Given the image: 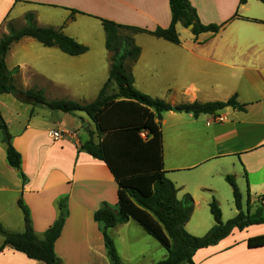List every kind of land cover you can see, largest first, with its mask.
<instances>
[{"label": "crops", "instance_id": "1", "mask_svg": "<svg viewBox=\"0 0 264 264\" xmlns=\"http://www.w3.org/2000/svg\"><path fill=\"white\" fill-rule=\"evenodd\" d=\"M188 1L202 24L220 25L218 32L194 35L177 24L178 44L135 33L140 52L135 61L126 60L125 67L138 91L173 105L225 101L232 96L244 105V110L225 106L198 116L166 110L155 118L160 123L165 176L177 188L178 199L185 194L193 199L185 229L203 236L215 224L206 214L212 199L224 221L237 214L227 175L239 188L242 210L245 205L244 212H264L259 201L264 198V5L259 0ZM26 14L33 15L37 26L60 29L87 50L69 55L23 36L12 42L5 56L6 67L17 69L15 85L41 90L47 100L77 102L94 100L108 77L109 53L99 18L147 30L166 28L171 20L169 0H0V30L3 27L2 32L8 33V24L25 25ZM0 113L26 178L22 184L19 171L8 164L0 130V224L23 232L17 204L21 197L40 239L57 218L58 202L64 198L67 214L53 244L56 256L63 264H111L94 212L102 202L117 207L118 184L104 161L78 150L89 138L88 131L95 132L93 122L84 112L49 109L12 93H0ZM51 130L62 134L53 138ZM227 201L232 210L226 218ZM140 231L153 237L165 253L155 261L142 248L132 260L127 254L119 256L123 262L130 261L122 264H155L168 256L161 242L133 218L109 230L117 253V243L128 248ZM237 234L241 238H235ZM259 234H264V223L235 228L215 244L197 249L193 261L264 264V246L246 243ZM3 239L0 234V249ZM0 264L45 263L6 245L0 250Z\"/></svg>", "mask_w": 264, "mask_h": 264}, {"label": "trees", "instance_id": "2", "mask_svg": "<svg viewBox=\"0 0 264 264\" xmlns=\"http://www.w3.org/2000/svg\"><path fill=\"white\" fill-rule=\"evenodd\" d=\"M238 1L242 4L246 0ZM259 1L264 5V0ZM169 8V26L156 27L153 30L99 18L105 34V48L109 53L110 64L107 80L96 98L90 102L65 98L47 100L41 90L18 89L13 78L17 69L10 71L5 64L6 52L10 45L23 36L33 37L44 46H57L69 55L84 53L87 50L85 45L59 29L37 26L32 14L25 15L26 24L19 29L16 30L8 24V33L0 35V93H12L20 99L53 110L67 113L84 112L95 126V132L88 131L89 138L79 144L78 150L104 161L118 184L117 207L113 208L102 202L94 212V219L101 226L111 264H122V261L109 230L125 223L129 218L138 221L167 249L168 256L155 264H195L193 255L197 249L215 244L235 228L243 230L250 224L264 223V212L261 210L254 213L242 210L239 188L234 177L227 175L225 179L232 188L237 214L222 220L221 209L212 199L209 210L215 224L211 229L203 236L192 235L185 229V223L193 209V199L188 194L178 199L177 188L165 176L160 123L155 121V118L160 119L161 113L166 110L191 112L198 116L202 113H215L225 106L244 110V105L238 103L235 96L225 101H194L173 105L142 93L134 87L133 76L125 67V61H135L140 52L134 43L133 34L146 32L178 44L180 40L177 24L183 27L192 25L191 32L194 35L202 32L216 33L220 28V25L216 24H202L188 0H169ZM0 130L6 146L7 162L19 171L24 184L26 178L21 171L20 154L11 143V135L1 113ZM17 204L22 210L24 230L21 233L12 232L0 224V234L4 238L1 249L8 245L28 258L45 264H63L56 256L53 244L60 234L67 214L64 198L58 202L57 218L40 239L34 233L28 207L21 197ZM246 243L249 247L264 246V234L251 236Z\"/></svg>", "mask_w": 264, "mask_h": 264}, {"label": "rangeland", "instance_id": "3", "mask_svg": "<svg viewBox=\"0 0 264 264\" xmlns=\"http://www.w3.org/2000/svg\"><path fill=\"white\" fill-rule=\"evenodd\" d=\"M22 26L23 25L20 24V23H15V25H14V27H15L16 30L19 29ZM3 29L4 28L2 27L1 30H0V32H2ZM60 31H62V30H60ZM123 33H125V32H123ZM1 34H3V32ZM18 89H20V88L18 87ZM226 186H227L228 190H230V186L227 185V184H226ZM257 203L259 204V206H261V204L259 202H257ZM231 207L232 206H230V202H228V201H227L226 205H223V214H224V217L227 218V216L229 215V210H230V212L232 210ZM243 210H245V205H244V209ZM206 214L209 215L210 220L212 221L213 218L210 216L209 208L208 207H206ZM231 217H233V216H231ZM231 217H228L227 219H229ZM240 235L241 234L235 235V238H237V239L241 238ZM132 238L133 239L130 242L128 248L127 247H123L119 243H117L118 252L120 254V255L118 254L119 256H124V254H127V255H129L131 257V260H132L138 254V252L142 248H147V251H148L147 253L150 255L149 258L152 257L155 261H157L165 253V250L158 244V242L153 237L147 235L146 233H144L142 231H140L139 233L134 234L132 236ZM122 258L124 259V257H122ZM123 259H121L122 262L125 260V259L124 260ZM123 263H130V261H125Z\"/></svg>", "mask_w": 264, "mask_h": 264}, {"label": "built area", "instance_id": "4", "mask_svg": "<svg viewBox=\"0 0 264 264\" xmlns=\"http://www.w3.org/2000/svg\"><path fill=\"white\" fill-rule=\"evenodd\" d=\"M218 118L221 120V117H218ZM61 134H62V133L59 132V131H55V130H51V131H50V136L53 137V138H55V137H59ZM141 135L144 136V133L141 132ZM260 202H261V203H264V198H261V199H260Z\"/></svg>", "mask_w": 264, "mask_h": 264}, {"label": "water", "instance_id": "5", "mask_svg": "<svg viewBox=\"0 0 264 264\" xmlns=\"http://www.w3.org/2000/svg\"><path fill=\"white\" fill-rule=\"evenodd\" d=\"M187 28H188V29H191V28H192V25L187 26ZM84 125H85V123H84Z\"/></svg>", "mask_w": 264, "mask_h": 264}]
</instances>
